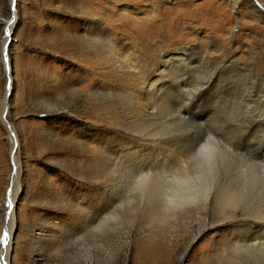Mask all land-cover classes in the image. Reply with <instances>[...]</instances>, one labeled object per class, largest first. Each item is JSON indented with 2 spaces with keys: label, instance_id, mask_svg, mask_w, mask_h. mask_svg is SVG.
I'll use <instances>...</instances> for the list:
<instances>
[{
  "label": "rangeland",
  "instance_id": "rangeland-1",
  "mask_svg": "<svg viewBox=\"0 0 264 264\" xmlns=\"http://www.w3.org/2000/svg\"><path fill=\"white\" fill-rule=\"evenodd\" d=\"M252 1L0 0V264L10 213V264H264L230 246L264 215V13ZM196 140L231 162L205 201L161 216L174 175L195 176ZM240 166L246 193L226 205ZM93 202L117 216L90 230L79 209Z\"/></svg>",
  "mask_w": 264,
  "mask_h": 264
},
{
  "label": "bare ground",
  "instance_id": "bare-ground-1",
  "mask_svg": "<svg viewBox=\"0 0 264 264\" xmlns=\"http://www.w3.org/2000/svg\"><path fill=\"white\" fill-rule=\"evenodd\" d=\"M236 2H234V6L236 4H238V1L240 0H235ZM243 2V1H242ZM252 4V3H251ZM233 6V7H234ZM251 11L253 14H257V8L252 5L251 7ZM261 11V10H260ZM264 11V10H263ZM86 15V14H85ZM92 16V15H91ZM87 19V18H86ZM91 21V20H90ZM88 21L87 23V27L90 28L91 27V22ZM96 22V21H95ZM90 23V25H89ZM98 23V22H97ZM94 25V24H92ZM85 28V27H84ZM93 28V27H92ZM96 28H98L96 26ZM87 30V29H85ZM137 32H139V30L137 29ZM142 33H144V30H141ZM87 37V36H86ZM93 37H96V34L93 33L92 36H90L89 38H93ZM109 41V39H108ZM5 43H6V39H4V41L2 42V45H1V62L2 64H4L6 66V68L8 67L7 65V62H6V59H5V55H4V51H3V47L5 46ZM138 43L139 45L141 46V48H143L142 46V43L141 41L138 40ZM117 53V52H116ZM117 55V54H116ZM161 58H163L161 56ZM176 58H180V60H185L184 58V55L183 56H179V57H176ZM204 58V57H203ZM122 61H126V63L128 64V69L130 68V62L127 60L126 57L124 58H121ZM173 59L171 58H168L167 61L168 62H172ZM165 65H167V62H164ZM207 65V64H206ZM168 66V65H167ZM177 69V68H175ZM168 72H170L168 70ZM264 82V81H263ZM151 86V85H150ZM157 88V87H156ZM75 89L73 85L70 84L69 86V91L70 92H75ZM148 87L147 85L145 86V88H143V92H145V94L148 92ZM154 90V88H153ZM95 95V94H93ZM258 95V94H257ZM92 96V95H91ZM146 97V96H145ZM258 97V96H257ZM262 98V97H261ZM259 102H262L260 97H259ZM260 107V106H259ZM263 107V106H262ZM259 109V108H257ZM2 116L0 115V121L3 122V118ZM5 122V121H4ZM6 123H4L5 125ZM257 125L259 127H261V130H264V109L262 110H258L257 111ZM11 130L13 131V129L11 128ZM203 139V138H201ZM205 142V140H201V141H198L196 140L197 144H201L200 147H198L196 150V153H195V157L193 158L195 160L194 162V169H195V176L193 175H177L175 176L174 175V179L172 180V183H171V186L169 187V189L167 190L166 188V193L165 194H162L164 195V202L163 204H160V207H158V204H157V207H158V211H159V214L162 216V215H167L169 212H171L173 209L176 208V206L178 207L180 205H184V204H195V203H198L201 199L202 200H206L207 199V196H205V194L207 193V189H208V185L210 182L214 181L215 179V176H214V173H215V170L218 168V164H222V166H228L229 165V162L228 160L231 162L230 158L232 155L231 153H229L228 149L226 150V148H222L218 145H215L214 144H211L210 147H206L204 146L205 143H201V142ZM196 144V143H195ZM194 150V149H193ZM239 150V148H238ZM195 151V150H194ZM224 151V153L222 152ZM242 151V150H241ZM193 153V152H192ZM106 154V153H105ZM110 155V154H108ZM106 155V156H108ZM194 154H191V156H193ZM260 157V156H258ZM262 158H264V155L262 154L261 155ZM108 158V157H107ZM110 160V158H108ZM258 159V158H257ZM117 161V159H115ZM263 162V160H260ZM113 162V161H111ZM188 163V162H187ZM224 163V164H223ZM226 163V164H225ZM15 164V163H14ZM116 164V163H114ZM113 164V165H114ZM184 164V163H182ZM205 165L206 167L207 166H211L210 168H212V172L211 174L207 175L205 173ZM186 166V165H185ZM191 167V166H190ZM182 168V166H181ZM185 168V167H184ZM261 173H260V176L258 177L257 179V182H258V185L261 189V187L264 188V166H261ZM176 169V168H175ZM184 170V169H183ZM182 170V171H183ZM218 170V169H217ZM143 171V170H142ZM147 171V170H146ZM170 171V170H169ZM171 171H174V170H171ZM177 171V170H176ZM174 171V172H176ZM194 171V170H193ZM239 171V172H238ZM238 171L237 173L235 174V176H232L235 178V181H236V185H235V181L232 183L231 181V184H234V186L230 187L229 185H226L228 186L227 188L224 187V192L225 193H221L224 194V196H222L223 198V202L222 203H225L226 205L229 204L230 202H235V201H240V200H243V194L246 193L245 192V188H246V184L248 183V179H247V174L243 171V166H240L238 167ZM173 172V173H174ZM177 172H180V171H177ZM210 172V171H209ZM181 173V172H180ZM179 173V174H180ZM184 173H185V170H184ZM189 173V172H188ZM192 173V172H190ZM144 174V173H143ZM151 174V173H150ZM155 174V173H154ZM178 174V173H176ZM182 174V173H181ZM186 174V173H185ZM259 174V173H258ZM145 175V174H144ZM160 175H163V174H160ZM168 175V174H167ZM167 175L164 177H167ZM152 176V175H151ZM150 176V177H151ZM156 177V176H155ZM171 177V176H170ZM231 177V178H232ZM169 178V177H167ZM173 178V177H171ZM221 178V177H220ZM230 178V179H231ZM143 179V178H142ZM154 179V178H153ZM251 179V178H250ZM219 180V179H218ZM217 180V182H219ZM234 180V179H233ZM247 180V181H246ZM255 180H256V176H255ZM137 181V180H136ZM171 181V180H169ZM221 181V180H220ZM215 182V183H217ZM222 182V181H221ZM227 183V182H226ZM152 184V183H151ZM159 184V183H158ZM170 184V183H169ZM138 185V184H137ZM146 184H144L145 186ZM150 185V183H149ZM153 185V184H152ZM168 185V184H167ZM217 185V184H216ZM220 185V183H219ZM224 185V184H223ZM256 186V185H255ZM137 187V186H136ZM154 187V186H153ZM158 187V186H157ZM249 187V186H248ZM247 187V188H248ZM258 187V186H257ZM156 188V187H155ZM220 188H223L220 187ZM223 190V189H222ZM164 191V190H163ZM253 191V190H252ZM256 191V190H255ZM254 191V192H255ZM222 192V191H221ZM248 192V191H247ZM163 193V192H162ZM257 193V192H256ZM255 193V195H257ZM159 194V193H158ZM253 194V193H252ZM161 195V196H162ZM246 195V194H245ZM254 195V194H253ZM156 197V196H155ZM221 197V196H219ZM245 197H249L250 198H253L254 196H245ZM259 197V196H257ZM257 197H254V198H257ZM126 199V203L128 201V196L125 197ZM210 199V198H209ZM258 199V198H257ZM257 199H255L253 202H255ZM253 200V199H252ZM260 200V199H259ZM258 200V201H259ZM89 201V200H88ZM91 201V200H90ZM251 201V200H250ZM12 202V201H11ZM248 202V201H247ZM253 202H250V203H253ZM106 203V202H105ZM131 203V202H130ZM136 203V202H135ZM151 203V202H150ZM162 203V202H161ZM259 203V202H258ZM13 204V203H12ZM107 204V203H106ZM137 204V203H136ZM245 204V203H244ZM248 204V203H246ZM96 205V206H95ZM90 207H85V208H82V209H79L80 211V223L81 225H83L84 227L86 228H90V230H95V229H98V227L100 226V224L106 220H110V219H114L117 215H116V211L115 210V207H110L109 206V209L106 208L108 206L104 205L103 207H97V204H95L94 202L90 204ZM95 206V207H94ZM99 206V205H98ZM252 206V205H251ZM117 208V207H116ZM197 208V207H196ZM255 208V207H254ZM125 210V209H124ZM119 212V210H118ZM172 213V212H171ZM120 214V213H119ZM153 214V213H152ZM263 213H261L262 215ZM259 215L258 217L255 216L253 219L254 221L251 222V224H246L244 222V224L242 225H237L238 227H241V232L242 234H247L248 236L245 238H238V240H236L235 242L231 243L230 246L234 249V251H236V249H242V248H248V249H253L256 251V249L260 250L262 252V258H264V244L263 242H258V240L256 241V237L258 235H262L264 236V215L261 216ZM164 217V216H163ZM253 217V216H252ZM119 218V217H118ZM227 218H232V215H228ZM9 221H10V229H9V232H8V237H7V245H6V248H5V256L2 258L1 260V264H10V258H9V253H10V242H11V239H12V232H13V228H14V223H13V220H12V215L10 213V216H9ZM108 223V222H107ZM130 224V222H129ZM231 225V224H230ZM236 226V227H237ZM237 227V228H238ZM83 228V227H82ZM240 230V229H239ZM239 233V232H238ZM263 233V234H262ZM258 234V235H257ZM257 235V236H256ZM243 236V235H242ZM3 237H4V234H3ZM239 237V236H238ZM0 240H2V237L0 238ZM260 241H261V238H260ZM157 249V248H156ZM243 251V250H242ZM141 252V253H140ZM237 252V251H236ZM249 252V251H248ZM136 254H139V256L135 255V257L137 259H139L141 262H143L144 260H146V258H149V254L142 251V248L139 247L136 249ZM247 253V252H246ZM250 256V255H248ZM255 256V255H254ZM253 257V256H252ZM256 258V256H255ZM257 259V258H256ZM256 261V260H255ZM261 261V260H260Z\"/></svg>",
  "mask_w": 264,
  "mask_h": 264
},
{
  "label": "water",
  "instance_id": "water-1",
  "mask_svg": "<svg viewBox=\"0 0 264 264\" xmlns=\"http://www.w3.org/2000/svg\"><path fill=\"white\" fill-rule=\"evenodd\" d=\"M252 1V0H251ZM253 2V5L254 6H256V7H258L260 10H261V6H259V4L258 3H256V1H252ZM262 11V13H264V11L263 10H261Z\"/></svg>",
  "mask_w": 264,
  "mask_h": 264
},
{
  "label": "snow or ice",
  "instance_id": "snow-or-ice-1",
  "mask_svg": "<svg viewBox=\"0 0 264 264\" xmlns=\"http://www.w3.org/2000/svg\"><path fill=\"white\" fill-rule=\"evenodd\" d=\"M13 2L15 3V0H13ZM5 238L7 237V232H5ZM5 242H6V239H5Z\"/></svg>",
  "mask_w": 264,
  "mask_h": 264
}]
</instances>
